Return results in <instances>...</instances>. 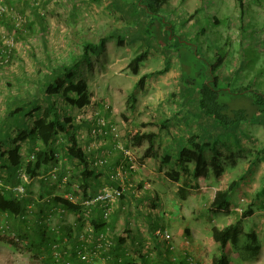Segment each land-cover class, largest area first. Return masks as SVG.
<instances>
[{
	"label": "rangeland",
	"instance_id": "rangeland-1",
	"mask_svg": "<svg viewBox=\"0 0 264 264\" xmlns=\"http://www.w3.org/2000/svg\"><path fill=\"white\" fill-rule=\"evenodd\" d=\"M208 1L163 0L162 9L156 13L149 12L147 3L143 2L146 9L138 6L133 14L125 15L113 0H0V124L3 133L5 129L10 131L11 138L21 135L24 129L7 127L8 102L13 97L35 95L49 64L71 63L83 51L85 41L106 39L97 54L80 62L75 69L74 78L85 80L89 85L90 103L84 106L85 110L70 105L61 96L54 98L61 114L71 116L78 123L76 133L82 147L94 141L91 123L78 122L76 117L82 112L94 116L98 113L115 124L119 145L131 153L132 159L125 160L129 168L122 174L126 185L131 186L112 204L110 217L107 221L102 219L101 224L114 246L123 239L117 256L128 257L135 263L170 264L176 259L187 264L186 257H192L196 264H210L220 252L219 242L211 235L212 226L236 223L242 233L235 246H228L231 264H264V160L260 159L264 155V128L257 123H240L236 129L238 143L219 133H211L210 119L195 111L194 94L181 80L185 72L194 73L223 48L226 59L218 71L220 76L229 75L241 66L240 78L253 81L254 88L264 91V0H254V8L246 14L242 12L243 16L240 9L232 5L220 7L223 15L216 13L215 5L212 8ZM122 2L125 5L139 3L138 0ZM215 16L219 23L214 22ZM165 23L168 27L164 28L174 31L171 40L179 39L178 45H162L158 28ZM242 26H246L244 33ZM142 52H146L145 58L134 74L129 62ZM167 59L168 68L158 72L165 68ZM149 72L153 75L139 84V77ZM36 104L46 106L42 98H38ZM41 113L42 110L28 116L27 123L31 126ZM193 135H197L198 142L208 141L204 149L207 175L197 178L192 173L194 162L179 156L181 143ZM19 143L24 163L31 157L30 148L41 146L39 141L29 139H20ZM91 144L96 150L89 157L96 153L106 156L108 163L99 171L110 176L112 183L108 186H115L111 175L123 160L121 150L115 149V141L110 136L99 137ZM57 148L58 160L48 170L57 167L63 173L69 171L72 183L60 180L46 183L43 178H35L27 189L34 210L28 215L30 227L25 230L29 233L38 207L43 206L45 211L49 206L50 215L46 218L43 213L46 230L59 229L60 233L65 228L76 239L79 231L75 213L53 210L56 196L47 197L48 202L40 201L54 193L61 197L69 192L94 196L83 191L82 165L67 154L64 139L59 140ZM216 151L219 152L218 165L223 169L220 175L213 167ZM168 152L170 162L164 160ZM175 171L180 172L178 179L169 175ZM6 176L3 159H0V190L8 188L4 181ZM234 179L239 182L230 197L228 210L216 211L212 204L215 192ZM78 184L80 191L74 188ZM249 205L253 206V214L242 216ZM3 221L7 218L0 214L1 224ZM18 223L11 221L5 235ZM159 229L169 233L168 241L158 238ZM252 231L258 236V251L254 250L255 242L248 236ZM17 237L15 243L0 239V264H47L48 253L35 255L26 245V239ZM107 260V255L101 254L97 264H108ZM71 263L77 264L76 259Z\"/></svg>",
	"mask_w": 264,
	"mask_h": 264
},
{
	"label": "trees",
	"instance_id": "trees-1",
	"mask_svg": "<svg viewBox=\"0 0 264 264\" xmlns=\"http://www.w3.org/2000/svg\"><path fill=\"white\" fill-rule=\"evenodd\" d=\"M114 4L119 8L123 14H133L136 7L143 9L148 8L149 12H159L162 9L163 0H138L131 4H124L122 0H113ZM143 2H146V8L143 6ZM243 6V5H241ZM243 8V7H242ZM244 9V8H243ZM241 12H244V10ZM243 13H241L242 15ZM243 16V15H242ZM220 20L217 19L216 23ZM165 23L159 24V34L161 35V43L163 46L168 47L171 43L178 45V38L174 41L170 36H174V31ZM145 28V25L143 24ZM246 26H242V32H245ZM120 37V36H119ZM180 38V37H179ZM105 38H101L99 41H85L83 45V51L73 58L71 63L61 62L56 65H48V71L41 78L40 86L35 95H27L26 97H13L8 102L6 121H8L7 127L9 128H22L21 135L11 138L10 131L8 129L2 131V124H0V159H3V166L6 170L7 176L5 183L8 188L0 190V214H5L7 221L0 222V239L6 240L10 243H15L19 236L26 239V245L30 250H34V254L37 256L44 255V252L48 253L50 259H46V263L54 262L51 256V247L53 242L56 241L57 234L54 231H47L48 228L45 222V217L48 214L44 207H38L37 216L32 227L26 232L25 227L28 226V222L31 220L28 216L33 212L34 207L29 210L30 198L32 196L16 195L14 187L21 183V173L27 174V180L24 182L25 188L28 189L35 178H43L47 173L48 167L51 164L57 162L59 149L57 144L59 140L64 139L66 144L67 154L78 159L82 165V184L81 187L86 193L87 181L90 177H97L99 169L91 164L89 156L84 152L83 147L80 145L78 135L76 133L78 123L74 121L71 116L62 115L61 109L57 104L55 96H61L64 101L70 105L82 108L90 103V94L88 91L89 85L85 80H76L75 69L82 61H88L90 56L97 54L99 49L104 46ZM122 38L120 37V42ZM176 47V51L179 50ZM245 50V51H244ZM242 50L244 54L246 49ZM146 52L135 55L129 62V66L134 74L139 71V66L142 60L145 58ZM226 59V53L223 48H220L215 58L208 59L207 64H202L194 73L185 72L182 75V84L189 91L194 94V104L198 114H204L210 119L211 133L220 134L226 138H232L233 142L238 143V136L236 129L242 122H252L263 126L264 128V91L254 88V84L251 80H243L240 78L239 66L233 73L229 75L220 76L219 69L223 66ZM244 59V57H243ZM170 61L167 59L164 69H160L158 72H164ZM153 73H144L139 79L138 83L142 84L144 81L152 76ZM256 75V74H255ZM254 75V76H255ZM249 79V78H248ZM42 98L46 103L43 108L41 105L36 104L37 99ZM42 110V113L34 118L31 126L27 123L26 118L32 116L35 112ZM196 136L189 137L187 141L181 143V149L179 156L185 157L187 162H194V168L192 170L194 177L207 175V159L205 157L204 149L208 144L205 139L201 142L196 141ZM20 139H29L32 142L39 141L41 146L34 149L30 148V158L24 163L23 155L21 152ZM219 137L216 136L215 140ZM216 141H214L215 143ZM216 151L213 156V167L215 173L220 175L223 169L219 167V156ZM122 157V155H121ZM171 153L168 152L164 155V160L170 162ZM264 160V155L260 157ZM105 164L104 166H106ZM183 168H187L183 166ZM174 179H178L180 172L175 171L174 174H169ZM239 180L234 179L225 188L219 189L215 192L213 199V206L216 207V211H227L230 197L234 189L237 187ZM264 189V186H263ZM95 195V193H93ZM56 205L62 203L64 208L68 211L74 212L76 215V225L80 233L81 227V215L80 206L68 201L67 199L56 196L54 198ZM30 202V203H29ZM47 206V205H45ZM97 215L92 219L94 228L98 231L103 228V212L99 207L97 208ZM253 214V206L249 205L248 209L243 211L242 216H248ZM17 220L18 225L11 232L5 235V230H10L8 224L15 223ZM102 223V224H101ZM7 224V225H6ZM30 227V226H28ZM67 229L63 228L60 232L61 235L67 236L74 241L71 234L66 232ZM65 231V232H64ZM242 228L236 223H229L223 226L213 225L211 228V235L213 240L219 242L220 252L217 256L213 257L210 264H231L230 256L228 255L229 244L236 245L239 242ZM4 234V235H1ZM124 234V233H123ZM17 235V236H16ZM248 236L253 242H255L254 250L260 249V244L257 243L258 236L252 231L248 233ZM159 238V236H158ZM122 239V238H121ZM120 239V241H121ZM160 239V238H159ZM122 241L117 246H112L106 255L111 256L109 264H146L135 263L128 257H118L117 248L122 244ZM122 254V253H120ZM188 258V257H187ZM186 258V263L190 264ZM70 259H76L77 264H87L84 261L78 259L73 253L70 255ZM174 259V262L170 264H184L183 260ZM72 264V263H71ZM191 264H193L191 262Z\"/></svg>",
	"mask_w": 264,
	"mask_h": 264
},
{
	"label": "built area",
	"instance_id": "built-area-1",
	"mask_svg": "<svg viewBox=\"0 0 264 264\" xmlns=\"http://www.w3.org/2000/svg\"><path fill=\"white\" fill-rule=\"evenodd\" d=\"M82 110H85V107H82ZM97 116L92 114H87L82 112L76 117L78 122H83L84 120H88L91 123V134L93 136L94 141L83 146L84 152L90 156L94 154L96 148L91 143H94L99 137L105 138L110 136L115 141L114 146L115 149H119L122 152L123 160L117 165V170H114L111 177L116 182L115 186H108L105 183L99 191L92 197H83L77 196L72 192H69L65 195V199L71 201L74 204L80 206V215H81V228L80 233L76 239L71 240L67 235L63 236L59 233V229L55 230L57 234L56 241L53 242L51 247V256L55 262H59V264H71L70 255L75 254L76 257L87 264H97V258L101 254H107L109 250L114 246L113 239L109 237L107 231L105 229H99L98 231L94 228L92 224V213L94 209L99 207L102 209L103 218L105 221L111 215L112 204L118 201L120 197L125 195L126 191L131 186L126 185L124 180L123 173L127 172L128 162L125 163L126 159H132L131 153L125 147L119 145V138L117 133V128L115 124L106 120L103 115ZM89 124V123H88ZM93 156V155H92ZM32 158V157H31ZM90 158V157H89ZM91 164L96 168L103 167L108 163V160L103 154H95L92 158H90ZM127 161V160H126ZM131 162V161H130ZM132 167V166H130ZM22 181L14 187V192L16 195L27 196L29 192L25 188L24 185V173H21ZM43 180L47 183H51V181L60 180L62 183H72L69 182L71 180V173L69 171H65L64 173L59 170L57 167H54L47 171L44 175ZM75 190L80 191V185L74 187ZM50 195L42 198V200H47V197L57 196ZM38 201V198L33 197ZM49 201V200H48ZM34 207V202L29 204V210ZM57 209L58 212H64L65 208L62 203L58 205H54L53 210ZM156 234L159 236L160 240L168 241L170 238L169 233L166 230L159 229L156 231ZM108 260L111 258L107 255ZM107 260V263L109 264ZM191 260V259H190Z\"/></svg>",
	"mask_w": 264,
	"mask_h": 264
},
{
	"label": "crops",
	"instance_id": "crops-1",
	"mask_svg": "<svg viewBox=\"0 0 264 264\" xmlns=\"http://www.w3.org/2000/svg\"><path fill=\"white\" fill-rule=\"evenodd\" d=\"M256 2H259L258 0H255ZM254 0L252 1H249V0H236V1H233V0H216V2H214V0H209L208 1V4H210V6L212 8H214V5H215V12L216 13H219L221 15H223L224 13L220 10V7H227L229 5H232V7L234 8H239L240 9V14L242 13L241 10L243 9L244 12L246 14V12L248 10H250L251 7L254 8V5L255 3ZM243 5V6H241ZM231 7V6H230ZM243 7V8H242ZM200 8V7H198ZM241 16V15H240ZM214 19V22L216 23V20L218 19L216 16L213 18ZM109 147H111V144H108ZM103 176H106L107 178H104ZM92 179H88L87 183V187H86V191L87 192H91V193H97L99 191V189L103 186V184H105L107 182L108 183H112L110 181V176L109 175H106L104 173H101V171L99 172V174L97 175V177H91ZM104 179L105 180V183H104ZM98 211H97V207L94 209L93 213H92V219H94L97 215ZM115 218V217H114ZM122 241V239H121ZM119 241V242H121ZM117 246V245H115ZM120 247V246H119Z\"/></svg>",
	"mask_w": 264,
	"mask_h": 264
},
{
	"label": "clouds",
	"instance_id": "clouds-1",
	"mask_svg": "<svg viewBox=\"0 0 264 264\" xmlns=\"http://www.w3.org/2000/svg\"><path fill=\"white\" fill-rule=\"evenodd\" d=\"M64 198V197H63ZM46 202H48V200L46 201ZM54 206V205H53ZM66 210V209H65ZM187 258V257H186ZM188 260H189V262H190V264H191V262L193 263V264H196L194 261H193V259H192V257H188L187 258ZM191 259V260H190Z\"/></svg>",
	"mask_w": 264,
	"mask_h": 264
}]
</instances>
